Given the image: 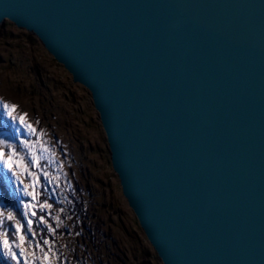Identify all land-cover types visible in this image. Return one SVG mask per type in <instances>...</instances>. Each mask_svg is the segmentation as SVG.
<instances>
[{
    "label": "water",
    "instance_id": "obj_1",
    "mask_svg": "<svg viewBox=\"0 0 264 264\" xmlns=\"http://www.w3.org/2000/svg\"><path fill=\"white\" fill-rule=\"evenodd\" d=\"M6 20L90 92L162 264H264V0H0Z\"/></svg>",
    "mask_w": 264,
    "mask_h": 264
},
{
    "label": "rangeland",
    "instance_id": "obj_2",
    "mask_svg": "<svg viewBox=\"0 0 264 264\" xmlns=\"http://www.w3.org/2000/svg\"><path fill=\"white\" fill-rule=\"evenodd\" d=\"M0 98L18 105L15 115L27 113V123L39 133L30 135L0 106V131L13 132L17 151L25 155L39 178L37 200H32L23 195L32 177L19 168L14 175L0 164V179L10 198L6 202L0 190V208L15 213L24 225L27 260L38 257L36 264H162L122 195L90 92L73 82L33 33L8 20L0 24ZM25 140L31 150L22 143ZM32 155L42 158L41 167L32 164ZM25 203L35 205L29 213L34 210L36 216H24ZM45 203L52 207L41 210ZM28 219L34 221L35 236L28 231ZM0 230L18 242L13 221L5 220ZM43 240L50 243L44 245ZM14 251L19 264H25L20 250ZM0 264H17L2 246Z\"/></svg>",
    "mask_w": 264,
    "mask_h": 264
},
{
    "label": "snow or ice",
    "instance_id": "obj_3",
    "mask_svg": "<svg viewBox=\"0 0 264 264\" xmlns=\"http://www.w3.org/2000/svg\"><path fill=\"white\" fill-rule=\"evenodd\" d=\"M0 106H2L6 110V113L10 118H12L13 120H18L21 125L25 126L29 130L30 135L39 134L37 133L34 125L27 123V113H24L23 115H15L18 110V105H16L15 103L7 102L3 98H0ZM22 143L31 150V144L29 141L25 140L22 141ZM41 159L42 158L39 155H32V164H34L37 168L41 167ZM0 164H3L10 172H13L14 175H18L16 169L19 168L26 176H31L32 183L24 186L25 190L23 192V195L31 197L32 200H37V192L35 191V188L37 183L39 182V178L35 172H32L30 170L31 165L27 162L25 155L18 152L14 144L7 143L4 140H0ZM18 182L23 183V181L19 180ZM23 207L25 209L24 216L26 218L29 217V214L31 216L37 215V212L34 210L29 213V209L35 208L34 204L25 203ZM51 207V204L45 203L41 205V210H43V208ZM39 219L41 222L45 224L47 223L43 216H40ZM5 220L14 222L15 233L18 238V242L10 240L8 238V232L0 230V246L3 247L6 255H8L11 259L17 261V264H19V257L17 256L16 251H14V248L19 249L20 256L25 257V264H36V259H39L38 257L32 261L27 260V256L29 254L26 252L24 245L29 241L28 237L24 234V225L17 218L15 213H13L12 211H8L7 213H5L4 210L0 208V229H3ZM33 223L34 221L32 219H28L27 227L28 231L32 232L33 236H35L36 233L32 231ZM42 243L44 245H48L50 242L49 240H43ZM31 255L35 256V253H31ZM45 257L47 258L46 253Z\"/></svg>",
    "mask_w": 264,
    "mask_h": 264
},
{
    "label": "trees",
    "instance_id": "obj_4",
    "mask_svg": "<svg viewBox=\"0 0 264 264\" xmlns=\"http://www.w3.org/2000/svg\"><path fill=\"white\" fill-rule=\"evenodd\" d=\"M0 190L3 191V193H4V199L6 200V202H9L10 201V198L8 197L7 189H6L4 183L2 182L1 179H0Z\"/></svg>",
    "mask_w": 264,
    "mask_h": 264
}]
</instances>
